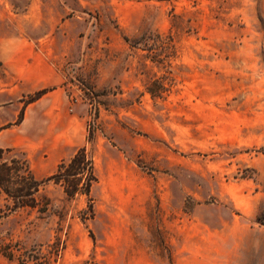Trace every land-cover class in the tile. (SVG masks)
Wrapping results in <instances>:
<instances>
[{
	"label": "rangeland",
	"instance_id": "374dc122",
	"mask_svg": "<svg viewBox=\"0 0 264 264\" xmlns=\"http://www.w3.org/2000/svg\"><path fill=\"white\" fill-rule=\"evenodd\" d=\"M48 27L80 138L34 141L39 91L0 63V148L43 181L84 147L92 215L52 182L36 209L0 193V264H141L143 242L159 264H264V0H0V38Z\"/></svg>",
	"mask_w": 264,
	"mask_h": 264
},
{
	"label": "crops",
	"instance_id": "0c3cea01",
	"mask_svg": "<svg viewBox=\"0 0 264 264\" xmlns=\"http://www.w3.org/2000/svg\"><path fill=\"white\" fill-rule=\"evenodd\" d=\"M51 28L48 27L42 37H23L18 32L1 37L0 63L17 80L20 92L30 94L47 90L41 98L25 107L23 122H36L42 127L41 133H27V137L33 135L34 141L46 144L61 143V148H64L66 144L79 140L82 124L79 119L69 114V102L61 88L64 76L56 65L61 55L50 50L59 38L57 40L49 37L54 33ZM145 235L144 230L140 237L145 238ZM141 251L144 258L141 264H159L153 253H147L144 242Z\"/></svg>",
	"mask_w": 264,
	"mask_h": 264
},
{
	"label": "trees",
	"instance_id": "16d2710c",
	"mask_svg": "<svg viewBox=\"0 0 264 264\" xmlns=\"http://www.w3.org/2000/svg\"><path fill=\"white\" fill-rule=\"evenodd\" d=\"M46 92L47 90H41L35 93L28 103L35 102ZM87 141H90V137ZM262 153L264 154V150ZM12 155V149L0 148V193L7 201L5 207L9 212L19 209H36L42 184L52 182L62 189L68 200H74L78 196L86 197L87 207L92 215L89 194L96 182V177L93 161L84 147L76 150L67 161L60 162L55 172L43 181H37L33 177L24 159ZM46 205H48L47 201H45ZM45 209L46 207L41 208L40 212H45Z\"/></svg>",
	"mask_w": 264,
	"mask_h": 264
}]
</instances>
